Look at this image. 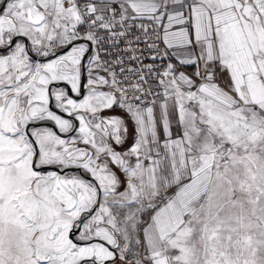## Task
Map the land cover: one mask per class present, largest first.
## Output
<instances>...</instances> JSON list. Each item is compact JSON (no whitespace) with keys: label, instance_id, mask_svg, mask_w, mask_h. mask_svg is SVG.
Here are the masks:
<instances>
[{"label":"snow or ice","instance_id":"snow-or-ice-1","mask_svg":"<svg viewBox=\"0 0 264 264\" xmlns=\"http://www.w3.org/2000/svg\"><path fill=\"white\" fill-rule=\"evenodd\" d=\"M0 264H264V0H0Z\"/></svg>","mask_w":264,"mask_h":264}]
</instances>
